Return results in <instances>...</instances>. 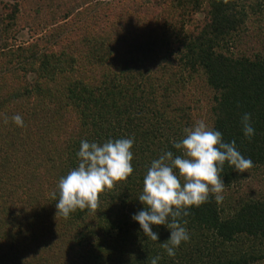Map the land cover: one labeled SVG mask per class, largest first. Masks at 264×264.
<instances>
[{
	"label": "trees",
	"instance_id": "16d2710c",
	"mask_svg": "<svg viewBox=\"0 0 264 264\" xmlns=\"http://www.w3.org/2000/svg\"><path fill=\"white\" fill-rule=\"evenodd\" d=\"M73 10L69 0L0 6V264H264V186L250 185L264 175V0ZM24 30L32 39L17 42ZM201 119L254 167L225 163L224 199L190 209V239L169 257L159 244L169 230L152 226L151 241L132 217L152 160L180 154L173 142ZM121 138L134 139L132 176L101 194L95 213L57 215L58 182L78 166L80 142Z\"/></svg>",
	"mask_w": 264,
	"mask_h": 264
},
{
	"label": "clouds",
	"instance_id": "9594fccd",
	"mask_svg": "<svg viewBox=\"0 0 264 264\" xmlns=\"http://www.w3.org/2000/svg\"><path fill=\"white\" fill-rule=\"evenodd\" d=\"M18 127L24 126L23 118L12 117ZM240 123L243 134L251 140L255 129L251 114L243 113ZM133 138L108 140L103 144L82 140L77 152L78 166L62 176L58 182L59 199L55 204L57 215L65 219L78 209L95 213L100 196L117 184L126 183L133 174ZM180 154L166 151L152 160L143 178V192L138 197L143 210L133 215L143 235L158 242L159 234L152 226H164L170 238L160 247L169 257L176 255L179 246L190 239L184 217L190 209L224 199L226 186L221 176L225 163L238 173L254 167L253 161L245 158L237 149L235 141L226 142L223 134L203 119L184 129V136L172 145ZM57 193L52 197L56 199ZM159 256L150 260L158 264Z\"/></svg>",
	"mask_w": 264,
	"mask_h": 264
},
{
	"label": "rangeland",
	"instance_id": "374dc122",
	"mask_svg": "<svg viewBox=\"0 0 264 264\" xmlns=\"http://www.w3.org/2000/svg\"><path fill=\"white\" fill-rule=\"evenodd\" d=\"M18 1H19V0H18ZM94 1H97V0H69V2L71 3V5H72L73 8H74L73 12L79 10L80 8L84 7V6L87 5V4L92 3V2H94ZM98 1H108V0H98ZM4 2H9V3H11V2H13V0H0V6H1V4L4 3ZM248 27H249V29H250L253 33L255 32V33L259 34L257 28H255L256 26L250 24ZM263 29H264V28H263ZM250 30H248V32H250ZM23 33H24L23 38L20 39V40L17 39V40H16L17 42H18V41H21V42H22L23 40H24V41H25V40L30 41V40L32 39V38H30L28 35H26V30H24ZM263 34H264V33H263ZM262 177H263V178H262ZM262 177H260L259 180L256 179L255 181L251 182L250 185H253V188H254V189L257 188L258 184L264 186V175H262Z\"/></svg>",
	"mask_w": 264,
	"mask_h": 264
}]
</instances>
